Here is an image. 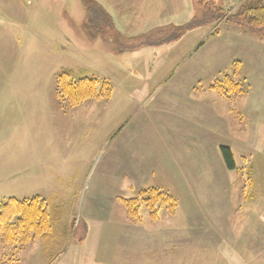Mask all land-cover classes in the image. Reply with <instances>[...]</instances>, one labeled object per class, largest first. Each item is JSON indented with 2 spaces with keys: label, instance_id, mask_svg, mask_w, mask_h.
<instances>
[{
  "label": "rangeland",
  "instance_id": "obj_1",
  "mask_svg": "<svg viewBox=\"0 0 264 264\" xmlns=\"http://www.w3.org/2000/svg\"><path fill=\"white\" fill-rule=\"evenodd\" d=\"M96 1L133 36L184 24L191 10L199 14L198 0H186L183 9L181 0ZM87 18L81 0H0V201L39 196L52 227L49 237L24 246L0 238V264L8 257L21 264H118L119 226L208 229L227 224L231 211L232 225L249 211L243 241L262 243L264 256V195L247 206L243 197L249 163L264 139V121L257 123L264 115L259 31L220 20L206 27L210 36L203 29L188 38L187 44L203 38V47L178 60L184 49L170 50L169 41L135 45L130 37L117 38L112 27L88 36ZM154 61L160 70L155 65L150 85L139 87ZM63 68L78 78L109 79L112 98L67 105L65 111L57 96ZM164 75L172 77L165 82ZM227 76L247 93L219 95L212 86ZM188 89L197 90L201 102L190 104ZM248 99L251 108L258 106L251 109L250 131L241 119ZM223 146L232 150L234 168L225 163ZM149 188L173 196L178 207L171 212L162 206L153 218L140 205L135 220L119 197H141ZM226 197L232 199L227 217L217 208ZM142 233L134 235L139 245L133 246L145 243Z\"/></svg>",
  "mask_w": 264,
  "mask_h": 264
},
{
  "label": "trees",
  "instance_id": "obj_2",
  "mask_svg": "<svg viewBox=\"0 0 264 264\" xmlns=\"http://www.w3.org/2000/svg\"><path fill=\"white\" fill-rule=\"evenodd\" d=\"M85 5L88 18L83 25V30L88 36L105 34L106 28L114 29L112 15L96 0H81ZM228 0H198V13L184 24H169L158 27L151 32L133 39L135 45L141 43L158 42L163 40H178L189 31L210 26L222 20L238 26H249L259 31V37L264 39V0H240L233 10H227ZM117 30V29H116ZM116 37L121 34L116 32ZM214 34H219L215 31ZM144 40L141 43H137ZM116 42V41H115ZM118 42V41H117ZM133 45L132 47H135ZM241 82L227 76L218 80L212 88L221 96L230 98L231 94H245L246 89H241ZM242 92V93H241ZM113 93L112 83L109 79L95 76L77 77L72 69L63 68L57 76V96L63 102L62 108L66 111L67 105L74 107L87 100H102L111 97ZM225 163L229 168H234L235 161L232 150L229 147L221 148ZM119 199L127 206L133 219L139 220V207L146 205L150 209L153 218L159 216L162 206L174 212L178 207V201L173 196L158 188H149L141 197L133 199ZM52 232L50 212L45 199L33 197L18 199L9 197L0 201V238L4 244L16 246L27 245L36 238H47ZM2 264H21L19 258L8 257Z\"/></svg>",
  "mask_w": 264,
  "mask_h": 264
},
{
  "label": "crops",
  "instance_id": "obj_3",
  "mask_svg": "<svg viewBox=\"0 0 264 264\" xmlns=\"http://www.w3.org/2000/svg\"><path fill=\"white\" fill-rule=\"evenodd\" d=\"M181 1H182V4L179 6L180 4L179 2L177 5L179 9H183L185 6L187 7L189 5L186 0H181ZM194 14L195 13L191 10V15L187 16V20L185 22H188ZM112 17H113L114 25L117 27V28L115 27L117 29V32H119L121 36L123 37L125 36L124 38L130 37V39H134L138 36L144 35L143 33L134 35V36L131 34H128L125 31L127 27L126 26L123 27V24L119 25L120 22H117L114 16ZM13 22H14V25L20 27V24H17L16 21H13ZM169 24H178V22L177 23L172 22ZM162 26L163 25L157 26L156 28L162 27ZM206 27L208 26L195 28L189 31L187 34H185L182 38L178 40H163V41H169L170 45H172L169 48L170 50L175 47L182 46L181 48H183L184 50L182 54L179 57H177L178 60L191 58L194 55L193 53H195L197 50L203 47L202 46L203 38L201 40L199 39L197 41L190 42V44H187V39L190 37H193L196 39L197 36L200 35L198 33L203 32L202 30L206 29ZM135 31H137V29H135ZM241 31L243 32L244 35L249 34L248 30L242 29ZM207 32H208L207 36H210L211 35L210 29ZM195 34L197 35L195 36ZM18 42L20 43L19 39H18ZM149 43H153V42H149ZM155 62L156 61L150 63V66H149L150 71H148L146 75V80H141L139 87H146L150 85L152 81L151 78L154 77L153 74L155 70L153 69H155L154 68L155 65H157L156 70L157 71L158 69L160 70V67H161L160 64H157V62L156 63ZM177 65H180V64H177ZM119 69L122 70L121 68ZM132 71H133V74H138L137 70H133V67H132ZM164 77H165V82H167L169 81L168 79L171 78L172 76L167 77L164 75ZM162 82L163 81L161 79L160 84ZM130 96L132 97V95ZM145 96L146 95H144L143 97L138 96V98H144ZM199 97H200V94L199 96L197 95V90L196 91H192L190 89L187 90L186 100H188L190 104L192 103L195 104L196 99H198V102H199L200 101ZM109 98H112V95ZM135 98L136 97L133 96V99ZM248 98H250V96ZM91 100H94V102L102 101V100H96V99H91ZM89 101L90 100H87L86 102H89ZM257 107L251 108L249 99L247 100V104L242 106L241 119L243 122V128L245 127V130H246V127L248 131H250L251 128L254 129L253 127H250L251 109H252V112L254 113V108L257 111ZM73 109L74 108H71V110ZM189 113H191V109H189ZM193 115L195 117L196 112ZM185 117H186V113H185ZM194 117L193 119H195ZM261 119L264 121V115L262 113L258 114V118H257L258 124H259V120ZM252 138L254 140L253 136ZM256 152L257 154L256 155L254 154L255 155L254 161H252L251 164L249 163L250 168L247 173L248 175L247 186H248L249 191L243 193L244 195L243 197L246 200L244 205L246 206L249 203H252V205L254 204L257 205L264 195V139L259 144V148L256 150ZM34 197H39V196H34ZM227 198L228 197L225 198L223 205L221 204L217 205L219 214L220 215L226 214V217L228 216V203H232V199H230L231 200L230 202L227 200ZM26 199H29V198H26ZM232 213L233 212L231 211V213L229 214L231 220L229 222L226 221L227 224L211 225V227L208 229H200L198 227H195V225H188L184 227L182 226L152 227L151 225L149 226L125 225L124 227L119 226V229H121L120 231L122 233V236H121L122 238L118 244L119 246L117 248V252L123 258H121L120 256L116 260V254H115L114 262L118 264H162V263L164 264L165 263L167 264H264V256L262 254V249H261L263 244L260 243L259 241H250L249 243L248 242L244 243L243 241L244 235L246 234L244 233L245 232L244 228L249 218L248 216L249 211L243 216L242 223L240 222V225H232V218H231ZM222 222H223V219H222ZM148 231L149 232L153 231V233L147 234ZM137 232H143L142 234L144 235L142 236L145 241V243L139 247L133 246L134 244L133 239H135L134 235ZM138 236L139 234L136 235V237ZM160 238H161L162 243L159 242ZM241 239H242V242H241ZM251 254H252V257H251Z\"/></svg>",
  "mask_w": 264,
  "mask_h": 264
},
{
  "label": "built area",
  "instance_id": "obj_4",
  "mask_svg": "<svg viewBox=\"0 0 264 264\" xmlns=\"http://www.w3.org/2000/svg\"><path fill=\"white\" fill-rule=\"evenodd\" d=\"M238 3V0H228V3H227V8L229 10L233 9L234 7H236Z\"/></svg>",
  "mask_w": 264,
  "mask_h": 264
}]
</instances>
